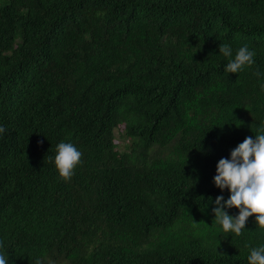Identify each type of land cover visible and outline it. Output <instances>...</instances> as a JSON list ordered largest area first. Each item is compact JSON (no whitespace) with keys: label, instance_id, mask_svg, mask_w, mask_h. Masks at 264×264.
<instances>
[{"label":"trees","instance_id":"trees-1","mask_svg":"<svg viewBox=\"0 0 264 264\" xmlns=\"http://www.w3.org/2000/svg\"><path fill=\"white\" fill-rule=\"evenodd\" d=\"M224 42L256 63L226 72ZM257 69L264 0H0L9 264H249L264 227L214 222V177L264 122ZM60 141L83 152L70 179Z\"/></svg>","mask_w":264,"mask_h":264},{"label":"clouds","instance_id":"clouds-1","mask_svg":"<svg viewBox=\"0 0 264 264\" xmlns=\"http://www.w3.org/2000/svg\"><path fill=\"white\" fill-rule=\"evenodd\" d=\"M220 53L228 58L224 65L228 73H239L246 65L256 63V49L248 43L242 44L233 56L230 43L219 45ZM259 86L264 91V71L257 69ZM6 126L0 123V134L5 133ZM83 152L71 141H60L56 152L49 159H54L56 168L62 178L70 179L76 166L81 163ZM214 182L221 190L230 191L225 199L219 195L215 199L214 222H218L224 231L241 234L246 228L249 217L255 214L257 228L264 227V122H261L255 136H247L232 151L231 156L222 157L218 161ZM238 208L236 215L227 209ZM198 223V222H197ZM250 253L249 264H264V243L256 246L247 245ZM4 240L0 238V264H9V256L3 251Z\"/></svg>","mask_w":264,"mask_h":264},{"label":"rangeland","instance_id":"rangeland-1","mask_svg":"<svg viewBox=\"0 0 264 264\" xmlns=\"http://www.w3.org/2000/svg\"><path fill=\"white\" fill-rule=\"evenodd\" d=\"M116 135L118 136V142L119 144L122 146V147H126V145H128V141L127 140H124L121 135H119V132H121V129H117L116 131Z\"/></svg>","mask_w":264,"mask_h":264}]
</instances>
